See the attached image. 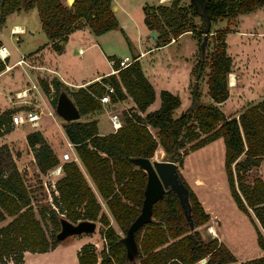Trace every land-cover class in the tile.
I'll list each match as a JSON object with an SVG mask.
<instances>
[{
  "label": "trees",
  "instance_id": "obj_1",
  "mask_svg": "<svg viewBox=\"0 0 264 264\" xmlns=\"http://www.w3.org/2000/svg\"><path fill=\"white\" fill-rule=\"evenodd\" d=\"M263 5L264 0H207L212 33L208 35L204 56L200 53L192 70L191 105L179 116H174V111L181 99L168 89L160 91V106L147 111L156 93L138 58L118 74H109L78 89H69L58 77L41 79L45 92L50 91V84L56 91L54 106L59 92L65 90L81 115L101 108L99 98L106 91L113 102L130 96L135 105L122 112V126L106 134L99 133L95 119L63 122V130L87 174L77 161H63L62 156L58 157L39 130L26 135L41 172L62 164L63 174L55 181L52 203L38 209L39 217L9 146L0 145V222L11 218L0 225V264H22L25 251L42 253L54 249L61 242L56 238L61 214L73 222L82 219L101 222L100 233L105 240L101 259L98 260L93 243L87 242L77 252L79 264H201L204 258L203 264H264V178L245 180L246 173L264 160V98L246 107L238 116L224 113L218 103L229 97L228 74L233 64L227 53L229 29L212 30L219 19L249 13ZM33 7H37L42 29L57 52L63 51L69 34L76 29L88 26L95 34H102L119 27L112 9L113 0H74L72 5L66 0H2L0 25L9 13ZM143 9L145 24L157 33L156 46L166 45L184 32H190L195 35L200 50L204 39L203 16L196 13L193 3L171 0L145 4ZM196 16L201 20L200 26L194 22ZM211 35L214 40L207 78L211 101L202 102L199 81L206 67ZM109 58L118 66L120 59ZM3 68L5 62L0 58V71ZM106 84L112 89H107ZM17 110L10 108L0 113V136L12 130L11 116ZM150 127L157 129V135ZM218 138L223 139L225 146L224 168L230 194L254 225L263 254L239 261L223 241L216 237L205 240L198 227L208 221L209 212L181 175L189 190L194 227L190 228L178 195L169 189L154 203L151 219L135 231L138 250L134 257H129L122 236L110 224L90 181L126 234L141 212L147 183V173L133 159L152 158L161 146L160 155L165 154L166 159L182 165L185 155ZM46 220L53 226L50 234L44 227Z\"/></svg>",
  "mask_w": 264,
  "mask_h": 264
},
{
  "label": "rangeland",
  "instance_id": "obj_2",
  "mask_svg": "<svg viewBox=\"0 0 264 264\" xmlns=\"http://www.w3.org/2000/svg\"><path fill=\"white\" fill-rule=\"evenodd\" d=\"M140 1L137 4H134V9L132 16L135 20V25H131L128 28L127 33H124L118 27V30L108 34V36L113 39V43L116 45L118 50H121L123 47L131 54L136 55L139 53L138 42L145 48L147 45L154 43L155 39L151 34V30L147 27L144 22V5L153 4L156 0H135ZM184 4H188L190 0H181ZM142 2V3H141ZM141 3V4H140ZM37 8V7H36ZM253 14L247 16L245 24H247L248 19ZM125 14L122 11L118 12V17L121 21L125 19ZM219 19L216 23L213 24L212 30L216 29V25H219ZM194 22L197 26L201 25V20L198 16L194 17ZM226 22H221L220 25L225 24ZM233 25V23H231ZM117 29V28H116ZM4 33L8 34V31L4 30ZM75 31V30H74ZM43 33V32H42ZM138 40V38H140ZM34 43L39 42L41 39L37 34L31 36ZM179 39L169 44L168 46L162 49H153L146 52L140 59V63L143 66L145 74L149 80L157 87L158 85H164L167 88H173L178 90L179 97L181 99V104L174 111V116H178L183 110H186L192 102V93H191V82L188 88V76L192 74V66L196 63V60L200 57V50L197 45L196 37L192 33H184L178 37ZM256 38V37H255ZM245 42H242L237 34H228L227 42L229 43V48L227 49L230 55H233L236 59V62L239 64L240 68L246 69L244 72L246 75L247 83L252 81L251 85L255 89H260L257 85L260 81L264 85V38L261 39L260 43H257V40L254 38H247L244 36ZM214 36L211 35L210 44L207 48V56L205 58L206 67L203 72V76L199 81V91L201 93L200 100L202 102L210 101V98L207 94V78L209 73V54L212 49V41ZM197 50V51H196ZM86 55H76L72 58L73 61L82 63ZM101 65L102 60L95 58ZM231 79L234 75L230 74ZM39 78L35 83L31 80L30 75L25 69L17 66L7 74L5 77L0 79V88L8 87H18L26 86L28 90H25L24 97H13L14 100H22L21 108L28 111L40 112L41 117L39 122H44V119L47 120L51 118L52 123L60 127L62 126L64 120L58 116L55 112V106L53 105V99L56 96V91L50 88L49 92H45L41 86ZM255 84V85H254ZM69 87V86H68ZM69 89H75L74 87H69ZM191 95V96H190ZM160 96V94H159ZM235 100L239 102L244 101V98H239V96H234ZM6 95L0 94V106H2L6 101ZM237 103V102H236ZM122 124L124 123L123 117L120 115ZM104 118L101 117L100 127L104 130ZM40 123V124H41ZM38 125V124H37ZM37 125H31L29 123L22 124L15 128L12 126V130L5 133V137H0V145L6 143L10 147V152L14 159H17L19 166L23 171V177L30 191V195L33 197L32 204L36 211L37 217H39L38 209L47 203H52V181L57 180L54 177V174L48 173L46 176H41L37 171L34 170L32 165V171L29 172V166H31L30 150L26 142V133ZM32 127V128H31ZM59 129V128H57ZM151 131L157 135V129L150 127ZM56 132L55 136H62ZM58 134V135H57ZM219 142L213 143L212 146L206 148L204 151L190 153L185 155L183 158V164L179 165L178 169L180 174L184 179L189 180V182L194 181V177L199 174L202 176L208 175V180L211 185H205L202 190H195L189 184L192 189L198 195L200 201L203 203L206 211L209 212V219L204 224L198 227L202 237L207 240L213 237L218 238L223 241L227 246L233 251L239 261L260 256L263 254V251L257 244L256 239V230L252 224L248 215L241 211L235 204L227 182V176L224 169V142L222 138L218 140ZM63 144V143H62ZM160 149V148H159ZM155 151L154 156L151 159L166 160L165 154L160 155V153ZM69 151V149L67 148ZM204 153L209 154V163L203 164ZM16 161V160H15ZM32 164H34L32 162ZM25 169V171H24ZM84 171L85 168L83 169ZM264 178V160L259 166H253L247 173L245 180L247 182H252L255 177ZM55 178V179H54ZM186 180V181H187ZM92 188L96 192L99 201L102 205V210L107 214L110 224L114 229L119 233L120 236H124L125 232L119 227L118 223L114 219L112 213L108 209L105 201L102 199L98 193L94 184L90 181ZM198 184L202 183V180L198 179ZM216 207V208H215ZM10 218L8 217L3 223H6ZM44 224L46 231L50 234L51 229H53L52 224L48 222ZM101 222L97 220V229L95 232L90 234H82L74 237L67 238L64 241H61L57 245V249L47 252H30L24 254V262L22 264H78L77 255L74 257V253H69L68 250H73L74 245L81 241L85 240L91 242L94 245V249L98 254V260L101 259V250L104 247L105 240L100 233ZM210 228L213 230H210ZM67 250V251H66ZM75 258V259H74ZM9 264H14L10 262Z\"/></svg>",
  "mask_w": 264,
  "mask_h": 264
},
{
  "label": "crops",
  "instance_id": "obj_3",
  "mask_svg": "<svg viewBox=\"0 0 264 264\" xmlns=\"http://www.w3.org/2000/svg\"><path fill=\"white\" fill-rule=\"evenodd\" d=\"M139 2L140 1L136 2L135 0H113V6L115 5L117 7V9H115L114 12L119 22V28L120 30L124 31V33H127L128 28L135 23L131 11H133L134 9V4H137ZM170 2L171 0H156L155 3L153 4L170 3ZM119 11H122L123 14H125L124 16L125 19L123 21H121L120 18L118 17ZM249 14H253V15L250 17V19H248L247 24H245L246 21L245 18H247ZM219 22H220L219 25H216V29L218 28L229 29V31L226 33V42H227V35L234 33L237 34L240 38H242V42H245L244 36H246L247 38L252 37L256 39L257 43L259 44L261 39L263 40L264 38V5L258 7L256 10L252 12L239 14L232 18H224ZM221 22H226V23L220 25ZM231 23H233V25H231ZM3 29L6 30V32L8 31V34L4 33ZM115 30H118V28L109 30L102 34H95L88 26L76 29L75 31L69 34L68 39L64 44L63 51L57 52L51 47L50 41L47 38L44 30L42 29L41 20L36 7L30 8L29 10L22 9V10L13 11L6 16L5 22L2 25H0V45H4L7 47L9 56L6 58V62L8 65L12 66L9 69L6 68L5 66V68H3V70L0 71V79L5 77L10 72H12L14 68L19 66L21 67V69H25L27 71V73L30 75L31 80L34 83L38 81L39 78L51 80L53 77H58L67 86L78 89L80 87H86L88 84L94 81H99L102 77L114 73L113 72L115 66L114 59L109 58L110 56L116 57L118 59H121L126 56L136 57L140 61L141 57L146 52L156 49V47L157 49H162L168 46L169 44L176 42L179 39L177 38L176 40H173L170 43L163 46H156V38H154L155 39L154 43L149 46L147 45L145 48H143V46L140 44L139 41L138 42L139 53L133 56V54H131V52L129 53L124 47L121 50H118L116 45L113 43V39H111L108 36V34L115 32ZM184 33H190V32H184ZM34 34H37L41 39L37 43H34L31 38V36ZM141 37L142 36H140L138 40L141 39ZM228 46L229 43L227 42V49L229 48ZM86 53H88L87 57H85L86 59H84L82 63L73 61L72 58L76 57V55H86ZM230 56L233 59V64H232L231 72L228 74L229 97L225 101L218 103V105L221 107V109L224 111V113L227 116H238L239 113L242 110H244L246 107L264 98V85L260 81H257L258 82L257 86L260 89H255V87L253 88L251 86L253 85L252 81L247 83L246 80L247 74L244 73L246 69L240 68L234 56L233 55ZM96 57H98L99 60L100 59L102 60L101 65L103 66L97 67L99 64L97 63L98 61H96L95 59ZM20 59H23V63L17 64L16 61ZM194 65L192 66V69ZM143 72L145 74L144 69ZM188 73L187 76H188V88H189L190 85L189 82L193 81V74L189 75ZM114 74H118V72ZM230 74L234 75L233 79H231ZM152 85L155 89L156 96L154 102L147 108V111L154 110L160 106L159 94L162 89H168L174 94L179 95V92H177L178 90L176 89L173 88L169 89L162 84L158 85L157 87L153 83ZM50 86L51 89H53L51 84ZM106 88L112 89L110 84H106ZM24 89H26V91L28 90L26 86H21L20 84L18 87L11 88L9 86L8 87L6 86V88H0V94L6 95L7 98L5 103L2 106H0V113L10 108H16L18 110L23 109L20 107L22 100H14L12 98L13 97L20 98L26 96ZM207 94H208V85H207ZM234 96L236 97L239 96V98H244L243 99L244 101L238 103V101L240 100L237 99L236 101L234 99L235 98ZM134 105L135 103L132 97L130 96H127L126 98L115 102L111 100L110 103L102 104L101 108L97 110H93L87 114L81 115L79 120L95 119L97 121L98 131L100 134L110 133L113 132L114 130L112 128L109 116L113 113H117L119 117L120 115L122 117V112L124 110L129 109L130 107H134ZM101 117L104 118L105 120L104 130L101 129L100 127ZM40 123L41 122L38 121L37 123L38 127L35 128L31 127L32 129H30L26 133V135L31 131L39 130L45 137L46 141L50 144L54 152L58 155V157H61L65 151H68L67 150L68 148L69 149L68 152L70 153V155L73 158H75V161H77V163L80 165V167L83 170L84 166L75 150L74 145L67 138L63 130V127L61 125L60 127L55 126L52 123L51 118L48 117L47 120L44 119V122H42L41 124ZM17 127L18 126H15V128ZM58 131L60 132L59 134H61L62 136L58 134H57L58 136H55L56 132ZM5 135H2L0 137H5ZM219 139L220 138L206 144L205 146L197 150L191 151L190 153L199 152V151L202 152L206 148L212 146L213 143H215L216 141L219 142L218 141ZM26 142H27V138H26ZM10 147L11 146H9V148ZM28 147L31 153L30 158L34 163L32 164L31 162V166L28 167L29 172L32 171L31 167L33 165L34 170L37 171L41 176H46L48 173H51L52 169L47 170V172L45 173L40 171L35 161L33 150L31 149L29 144ZM158 148L162 149L161 146H159ZM224 153H225V147H224ZM208 157L209 154L204 153L203 164L209 163ZM15 160L19 171L23 175V171L19 166V162L17 161V159ZM84 172L86 173V171ZM62 174L63 171L61 170V173L54 174V177H56L57 179L60 176H62ZM208 178H209L208 175L201 176L198 172L197 175L194 177V181L191 182L193 184L192 187L197 191V190H202L205 185H211V183H209L208 180H206ZM198 179L202 180V184L197 183ZM187 182L191 184L189 180H187ZM54 189L55 187H53L52 191ZM6 223H3L2 221L0 222V225H4ZM85 242H86L85 240H81L77 242L74 245L73 250H68L69 253L73 252L74 257L76 258L75 254L77 255L78 250ZM57 248L58 247L56 246L54 249H51L49 251H53ZM28 253H30V251H25L24 254L26 255ZM75 264H77L76 259H75Z\"/></svg>",
  "mask_w": 264,
  "mask_h": 264
},
{
  "label": "water",
  "instance_id": "obj_4",
  "mask_svg": "<svg viewBox=\"0 0 264 264\" xmlns=\"http://www.w3.org/2000/svg\"><path fill=\"white\" fill-rule=\"evenodd\" d=\"M66 1L68 5H72L74 0ZM1 2L2 0H0V3ZM190 2L194 4L196 13L203 16L204 39L200 44V53L204 56L208 35L212 33L210 31L211 22L206 12L207 0H190ZM112 9L115 10L117 7L114 5ZM151 34L154 38L157 37V33L154 30L151 31ZM55 112L64 121L78 120L81 117L80 111L65 90H61L58 94ZM133 162L147 173V183L144 190L141 212L130 224L127 228L126 234L122 237V240L126 245L127 254L131 258L137 254L138 250L137 242L135 240V231L151 219L154 203L169 189L178 195L189 226L190 228L194 227L189 202V190L182 181L177 163L169 159L158 160L147 157L134 158ZM59 223L60 228L56 233V238L59 241H64L67 238L82 234H90L97 229V220L82 219L73 222L63 214L59 216ZM205 262L206 258L200 261L201 264Z\"/></svg>",
  "mask_w": 264,
  "mask_h": 264
},
{
  "label": "built area",
  "instance_id": "obj_5",
  "mask_svg": "<svg viewBox=\"0 0 264 264\" xmlns=\"http://www.w3.org/2000/svg\"><path fill=\"white\" fill-rule=\"evenodd\" d=\"M174 40V38L172 39V41ZM82 52V51H79ZM9 56V52L7 50V47L4 45H0V58L5 62V66L6 68H11V65H8L6 62V58ZM137 58L135 57H123L119 60L118 62V66H114L113 72L116 73L118 72L121 68H124L126 66H128L130 63H132L133 61H135ZM17 64H21L23 63V59H20L18 61H16ZM53 90V89H52ZM100 102L102 104L105 103H110L111 102V98L108 92H105L102 96H100ZM40 112H36V111H28V110H18L14 113H12L11 116V125L12 126H20L22 124H26L29 123L31 125H37L40 117H41ZM110 122L112 125V128L114 131H116L118 128H120L122 126V122L120 117L118 116L117 113H113L110 116ZM62 160L64 161H70V160H75V158H73L70 153L68 151H65L62 154ZM62 170V164H58L55 167L52 168V172L51 174H59L61 173ZM52 186L55 187V180L52 181ZM210 230H213V228Z\"/></svg>",
  "mask_w": 264,
  "mask_h": 264
}]
</instances>
